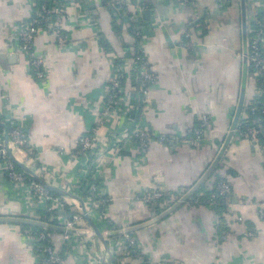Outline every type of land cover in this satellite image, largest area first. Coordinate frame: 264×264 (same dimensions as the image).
Listing matches in <instances>:
<instances>
[{
    "label": "crops",
    "instance_id": "1",
    "mask_svg": "<svg viewBox=\"0 0 264 264\" xmlns=\"http://www.w3.org/2000/svg\"><path fill=\"white\" fill-rule=\"evenodd\" d=\"M37 1L0 0V122L14 121L34 149L35 161L27 167L82 200L85 196L77 190L82 170L94 168L100 189L109 198L110 224L95 209L90 210L87 201L83 203L109 249L121 236L118 227L135 226L162 212L155 214L137 200L138 191L159 188L175 194L186 187L185 193L190 191L217 155L243 87L239 121L248 113L255 80L248 67L244 76L241 1L145 0L139 9L136 3L140 0H124L122 7L114 0H92L95 9L90 12L101 36L88 10L70 6L62 24L65 43L46 30L33 39V52L43 60L41 79L33 74L14 38ZM244 3L248 29L255 9L249 0ZM136 25L142 27V49L154 74L141 123L154 138L146 148L130 145L115 153L109 138L127 127L129 120L120 114L99 121L112 61L130 56L125 49L136 44ZM127 102L124 97V105ZM202 115L207 116L205 124ZM201 125L198 141H179ZM92 132L96 138L91 154L94 165L88 166L87 158L76 149L80 136ZM159 134L172 136L174 142H160L155 138ZM212 171L230 185V213L183 201L162 219L131 231L140 253L152 263L264 264V157L260 147L234 131L202 183L212 185ZM60 196L77 208V199ZM44 205L26 186L11 182L0 167L1 216L42 221ZM56 210L63 223L64 208ZM83 222L90 227L84 215ZM45 223L41 227L50 226ZM22 225L28 224L0 222V264L38 263L41 252ZM82 229V235L67 244L61 231L49 233L54 248L64 253L59 264H89L95 253L101 256L95 258L97 264H114L96 234ZM250 229L254 234L245 235ZM125 262L141 264L142 258L130 255Z\"/></svg>",
    "mask_w": 264,
    "mask_h": 264
},
{
    "label": "built area",
    "instance_id": "2",
    "mask_svg": "<svg viewBox=\"0 0 264 264\" xmlns=\"http://www.w3.org/2000/svg\"><path fill=\"white\" fill-rule=\"evenodd\" d=\"M114 1L120 7L124 5V0ZM224 1L235 2L239 0ZM249 1L252 2L254 6L255 15L253 18L254 26L246 29L245 55L247 67H252L250 73L255 80V87L253 96L247 107L248 113L244 119L238 120L234 131L238 136L256 143L258 147H260L264 157V101L262 102V100L258 99V97H261L264 100V0ZM70 6L76 7L78 10H83L85 13L88 10L87 14L91 13L90 21L93 23L98 35L101 36L99 34V25L93 18L92 12H90V10L93 11L95 9L92 0H46L31 11L29 18L21 23L14 33V38L18 42L19 49L25 54L28 63L32 67L33 74L38 79L44 76L42 68L43 60L33 52V39L37 32L46 30L52 32L59 43H65L67 37L62 30V24L68 10L67 8ZM136 6L139 9H143L145 0L138 1ZM133 33L136 37V44L125 49V53H128V51L130 52V56L124 55L122 58L115 57L112 61V74L105 87L104 107L102 110V117L99 121V123H102V120L106 117L119 116L120 114L125 115L129 120V125L127 127L109 138L108 144L115 153L130 145H135L138 148H146L149 142L154 138V133L141 123L144 108L148 103L149 86L154 81V74L150 69L149 61L142 49L143 31L141 25H136L133 28ZM132 78L136 81L135 84L130 83ZM124 97L128 99L127 104H125L126 106L123 103ZM9 121L11 123V128L9 131H4L2 137L0 135V167L11 182L26 186L29 191L36 194L45 202V211L50 212L56 208L62 209L64 207L63 199L52 195L49 192L50 189L34 178L27 181L23 174L24 172L16 169L13 158L27 165L29 163H34L35 153L31 147L26 148V146H28L27 138L20 128L14 121ZM202 122L204 124L207 123L206 115H202ZM5 132L8 135L7 144L4 143ZM202 132L201 125L194 129L191 136L183 137L179 139V141L195 143L201 138ZM155 138L160 142H170L172 140L174 142L172 136H166L164 134L156 135ZM95 141L96 138L93 132L81 135L78 141L76 153L87 158L88 166L94 165L91 154L96 146ZM87 173L88 170H82V177L79 180L80 187L88 192L83 200L89 203L90 210L95 209L97 215L110 224L107 216L109 198L103 195L100 187L93 182H87L83 179ZM229 194L230 185L226 180L221 178L214 185L206 202L209 206L217 203V201L225 202L226 210L223 214H229L230 203L227 198ZM184 195L181 197H177L176 194L165 195L159 188H150L138 191L134 197L149 207L157 206L161 211H164L181 200ZM76 204L78 211L65 214L63 219L61 233L65 244L72 238L77 239L76 237H80L82 234L79 229L81 228H83V231H86V234H93L92 229L85 226L84 222L82 223L83 212L81 210V205L79 202H76ZM47 219L46 215L42 217V221L44 222H47ZM237 219L241 220V217L238 216ZM118 228L124 229L125 227L120 226ZM24 231L31 236L30 229L25 228ZM244 234L251 236L254 234V231L251 229L245 230ZM38 237L42 239L46 237V235L40 233ZM81 241L80 239V242ZM81 245L85 247L83 241ZM124 247H131V250L137 248L136 238L132 235L131 231L122 232L121 236L114 241V246H111V248L109 247L113 263L121 261L118 254L120 249ZM41 251V256L37 264H59L62 260L61 249H55L53 246L48 245L44 246ZM102 252H104V250ZM130 255L135 256L133 253L130 254L129 252L128 256ZM90 257L92 261L89 264H97L95 258L101 256L99 253H95L94 255H90Z\"/></svg>",
    "mask_w": 264,
    "mask_h": 264
},
{
    "label": "water",
    "instance_id": "3",
    "mask_svg": "<svg viewBox=\"0 0 264 264\" xmlns=\"http://www.w3.org/2000/svg\"><path fill=\"white\" fill-rule=\"evenodd\" d=\"M241 1V9H242V38H243V68H244V76H246V72H247V60H246V20H245V0H240ZM243 100H244V87L242 88L238 101H237V105L235 108V112L233 115V118L231 120V123L229 125V129L224 137V140L222 142V145L217 153V155L215 156V158L213 159V161L211 162V164L209 165V167L207 168V170L203 173V175L198 179V181L193 185V187H191L190 191L188 193H186L181 200L177 201L175 204H173L171 207L165 209L164 211H162L161 213H159L158 215L151 217L135 226H130V227H125L124 229H118L117 233H122L124 231L126 232H130L133 231L139 227L142 226H147L149 224L155 223L156 221L162 219L163 217H165L168 213H170L176 206L180 205L181 203H183V201L186 200V198L190 195L191 192H193L203 181L204 179L208 176V174L210 173V171L215 167V165L217 164L220 156L222 155V153L224 152L225 148L227 147L229 141L231 140L232 136L234 135V129L237 125V122L240 118V113L242 110V106H243ZM0 125L5 127V123L0 122ZM8 142V135L6 134V132L4 133V143L7 144ZM13 160L15 161V163L25 171V173H27L28 175H30V177L34 178L36 181H38L39 183L43 184L44 186H46L48 189L60 194V195H64V196H68V197H72L77 199L80 202L81 205V210L83 212V215L85 216V218L88 220L89 226L92 229L93 233L96 234V236L98 237L99 241L102 242L107 250L108 253V257H109V262L112 261V257H111V253L107 247V239L103 238L101 231L96 227V225L93 223L92 219L90 218L89 213L87 212L83 200L82 198L69 193L59 187H56L54 185H51L50 183H48L46 180H44L42 177H40L39 175H37L36 173H34V171H32L29 167H27V165H25L24 163L15 160L13 158ZM1 221H10V222H16V223H25L28 225H39V226H47V223L43 222V221H39L33 218H29V217H22V216H13V215H8V216H1L0 215V222ZM83 232H86L85 230Z\"/></svg>",
    "mask_w": 264,
    "mask_h": 264
},
{
    "label": "trees",
    "instance_id": "4",
    "mask_svg": "<svg viewBox=\"0 0 264 264\" xmlns=\"http://www.w3.org/2000/svg\"><path fill=\"white\" fill-rule=\"evenodd\" d=\"M44 1L46 0H38L37 1V4L35 5V8L37 6H39L41 3H43ZM252 26H254V22L253 24H251ZM103 41V39L101 40ZM252 70V67L248 66V72H251ZM131 84H135L136 81L132 78L131 79ZM259 100H262V102L264 101L261 97H258ZM5 122V128L1 127L0 126V135L4 132V131H9V129L11 128V123L10 121H4ZM3 135H1L2 137ZM27 147H30L29 145L26 146ZM33 149V148H32ZM34 151V149H33ZM35 153V152H34ZM15 167L17 170L21 171V172H24V176L25 178L27 179V181L29 180H32L33 178L30 177L27 173H25V171L23 169H21L16 163H15ZM94 168L91 167L89 170H88V173L86 174V176L83 178L85 179L87 182H93L95 185H97L98 187L101 186V182H100V178L99 176L97 175H94ZM211 180H212V185H207L205 183H202L200 184V186L194 191V193L190 194L186 200L184 201L185 203H192V204H205V205H208L207 202H206V199L207 197L209 196L210 192L213 190L214 188V185L216 184V182L221 179L218 174H216V172L212 171V173L210 174V177H209ZM77 190L79 191V193L82 195V196H85L88 194V192L86 190H84L82 187H78ZM188 190V188L186 187L185 189H182L181 191L179 192H176V196L177 197H181L182 195L185 194V192ZM49 192L54 195V196H58L62 199V197L60 195H58L56 192L52 191V190H49ZM165 195H169V193H165ZM100 197V196H99ZM197 198V199H196ZM196 199V200H195ZM211 206H214L215 209L217 210V212H221V211H225L226 210V207H225V202L223 201H217V203L211 205ZM64 212H66V214H71L73 212H77V208L75 207V209L72 208V205H70L69 203H67L66 201H64ZM62 208V210H63ZM155 214L156 213H159V211H161V209H159L157 206H154V207H149ZM225 208V210H224ZM57 213L58 211L56 209L50 211V212H47V211H43L41 214H42V217L44 215H46V217L48 218L47 219V222H49L50 226L45 228V227H41V226H28V225H22L23 228H28L31 230V236L33 237V243H35V249H37V251H40L42 252V248H44V246H48V245H52L51 241L49 240V233L56 230V231H61L62 232V223H60L59 221V217L57 216ZM65 214V213H64ZM41 217V219H42ZM112 225V224H111ZM60 226V228H59ZM40 233H44L46 235V237L44 238H39V234ZM54 247V246H53ZM131 247H124V248H121L120 249V252H123L121 254H119V257H120V260L121 261H118L114 264H123V261H124V264H127L125 262V257L128 256L129 252L130 254L133 253V255L135 256H139L141 255V258H142V262L141 264H154L152 263L145 255H142L140 253V250L139 248H135L134 250H131L130 249ZM63 255L64 253L61 252V256L63 258ZM123 260V261H122ZM162 263V262H161Z\"/></svg>",
    "mask_w": 264,
    "mask_h": 264
},
{
    "label": "bare ground",
    "instance_id": "5",
    "mask_svg": "<svg viewBox=\"0 0 264 264\" xmlns=\"http://www.w3.org/2000/svg\"><path fill=\"white\" fill-rule=\"evenodd\" d=\"M78 203V202H77Z\"/></svg>",
    "mask_w": 264,
    "mask_h": 264
}]
</instances>
